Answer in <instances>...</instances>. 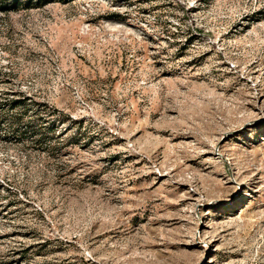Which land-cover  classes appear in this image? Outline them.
Here are the masks:
<instances>
[{
  "label": "rangeland",
  "instance_id": "obj_1",
  "mask_svg": "<svg viewBox=\"0 0 264 264\" xmlns=\"http://www.w3.org/2000/svg\"><path fill=\"white\" fill-rule=\"evenodd\" d=\"M27 2L0 0V264H264V0Z\"/></svg>",
  "mask_w": 264,
  "mask_h": 264
},
{
  "label": "trees",
  "instance_id": "obj_2",
  "mask_svg": "<svg viewBox=\"0 0 264 264\" xmlns=\"http://www.w3.org/2000/svg\"><path fill=\"white\" fill-rule=\"evenodd\" d=\"M29 2H27V5H31L33 0H28ZM50 0H39V2L41 4H46L47 2H49ZM8 9V8H7ZM14 105L17 106L18 104L22 103V101H13Z\"/></svg>",
  "mask_w": 264,
  "mask_h": 264
}]
</instances>
